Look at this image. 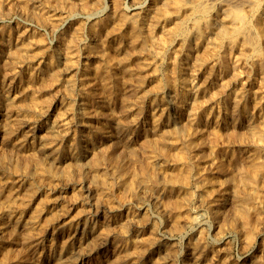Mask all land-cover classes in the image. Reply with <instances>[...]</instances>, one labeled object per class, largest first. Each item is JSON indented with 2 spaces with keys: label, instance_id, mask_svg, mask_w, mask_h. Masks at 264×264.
Instances as JSON below:
<instances>
[{
  "label": "rangeland",
  "instance_id": "rangeland-1",
  "mask_svg": "<svg viewBox=\"0 0 264 264\" xmlns=\"http://www.w3.org/2000/svg\"><path fill=\"white\" fill-rule=\"evenodd\" d=\"M14 1L15 3L13 2L12 4L13 8H19V10H23L24 13L29 15L32 14V20H25L24 17L18 14L9 13L7 5L4 2H0V10L2 14H6L0 17V42L2 41V36L15 40L19 37L21 31L25 30L33 44V55L44 54L45 58L49 61L52 72L32 76L19 69L20 78L12 81L7 76L6 58L3 57L2 50L0 49V94H2L6 86L10 87L15 95L21 97L18 102L19 105L27 104L28 100L22 97L21 94L29 93L37 100L40 106L45 107L50 105L53 108H58L62 103H66L75 109V117L71 125V136L67 139L60 138L57 142L59 146L65 149L60 157L61 164H67L72 169L78 165L76 167L82 170V179L74 171L69 179H65L59 175L54 177L46 175L39 182H28L19 179L13 167H4L0 161V198L8 194H14L16 198L15 204L10 208L0 204V264H264V190L258 191L259 207L247 213L245 217L247 220L236 217V208L233 207L234 202L232 198L224 200L218 218L213 219L211 214L204 211L205 208L201 206L200 202L205 198V193L195 178L191 166L189 167L190 154L186 151L185 143H183L184 139L181 136L177 140L187 163L184 167L185 173L182 176L181 188L168 194L160 193L158 201L153 200L150 196L147 197L143 193L144 184L147 183L145 172L148 166V160H146L148 153L144 148V138L138 133V128L141 125L138 115L140 113H147L150 103L155 99L159 100V102L163 99L162 107L166 109H173L174 103L171 99V91L168 89L157 96L150 93L154 89V83L149 79V63L159 65L160 56L162 55V53H157L150 47L151 40L158 38L157 31L154 28L156 21H148V18L145 20L144 25L138 29L139 36L135 40V45L132 46L133 37L131 35L124 36V31L129 32V30L124 23L123 16L125 11L130 15L138 17L145 15L148 11L158 12L160 5L156 4L157 0H143V4L136 8L132 6L134 0H90L94 7L93 13L89 14L79 11L75 15H72L70 10L72 6L77 7V2L66 9L59 10L56 5H52L53 7H51V4L45 3L46 0ZM16 3L19 4L16 5ZM259 16L260 18H264V8L261 9ZM78 33L83 36V40L80 42L75 40V35ZM62 44L75 45L77 50L83 49L82 51L85 52L83 57L77 61L78 69L72 74L65 72L64 64L55 54V48ZM167 44L172 53H177L178 45L176 43L168 41ZM101 52L105 54V59L97 56ZM87 63L93 64V67L85 73L86 85L91 87L92 90L85 96L81 88L73 85L72 78L79 76L84 71ZM33 65H38L37 59L33 61ZM190 66V63H185L186 68H190ZM243 67L240 69L242 73L241 79L235 77L232 69H229L225 74L221 73L219 69L215 71L208 69L205 70V76L213 77L221 74L220 76L223 75L230 80L229 97L226 101V106L230 110L244 106L250 112H253L252 103L257 102L261 106L262 114H264V84L259 85L258 82L256 84H249L248 77L251 69L248 65ZM245 68H248V71ZM257 75L259 76L256 73L252 74L254 77H258ZM56 81L61 84L60 87L62 89L53 86L48 90L47 85L53 84ZM240 82L241 84H239ZM257 86L258 88H255ZM215 87L209 88L205 95L207 99L205 97L204 99L207 103L210 101V98L218 95V90ZM135 91L139 92L138 95L145 94L146 98L134 97L133 92ZM110 97L113 98L115 115L123 121L126 132L129 134L127 140L123 139V141L119 142V149H116L115 155L118 154V156L122 157L127 153V158L123 156L122 160L125 167H128V169L126 167L127 171L129 170L130 174L134 172L132 175L135 177L134 184L141 194L130 191L127 183L122 184L120 189L116 190L113 188L103 189L95 181L92 182L94 178L93 162L100 159L98 164L101 166L97 167L99 170H103L107 166L103 153L106 150L107 144L98 132L84 134L82 124L85 117L82 114L80 105L84 109L92 111L93 125L96 126L99 124L98 116L100 113H109L111 111L110 107L105 103ZM96 99L102 102V111L98 110L95 106L94 102ZM172 113V124L173 127H176L178 117L174 110H172ZM6 122L11 126L17 127L18 135L16 138H11L7 134H0V149L2 148L0 150V157L15 154L18 155L23 163L28 165L32 164L36 158L41 161L50 160L48 153L43 148L34 145L30 138L31 120L9 114L5 106L1 105L0 123ZM144 122V126L147 128L149 123L147 118ZM201 123L203 125L206 124L204 117ZM243 131L240 125L236 126L234 136L232 137V149L236 152H240L243 149L244 142H241V137L244 135ZM197 140H201L200 136L197 137ZM18 141H21V145L18 148L19 152H16ZM72 142H74L73 146ZM85 153H88V155L86 156ZM135 158L137 159L135 160ZM127 160L130 161L128 162ZM225 165L227 166V178L229 180L236 179V182H238L236 187L237 194H252V190L249 188L250 185L241 179L242 176L238 174V171H233V167L229 163ZM117 195L118 197L129 196V208L136 214L134 225L129 223L125 218L126 210L124 208L120 209V207L118 209L116 206L118 202ZM103 200L106 203H103ZM176 206H178L177 209H175ZM255 214L256 216L254 217ZM194 220H196L195 223ZM244 221L245 223H243ZM103 225L107 227L110 235L101 241L99 233ZM219 225H223V227L220 229ZM122 226H125L127 229L125 235L120 231ZM75 227L83 229V231L75 234L72 231ZM66 246L72 248V252L67 256L62 255V251H64ZM188 250L189 252H187Z\"/></svg>",
  "mask_w": 264,
  "mask_h": 264
},
{
  "label": "bare ground",
  "instance_id": "bare-ground-1",
  "mask_svg": "<svg viewBox=\"0 0 264 264\" xmlns=\"http://www.w3.org/2000/svg\"><path fill=\"white\" fill-rule=\"evenodd\" d=\"M0 2H4L7 5V7L9 8V13L18 14L21 17H24L25 20H32V14L29 15L27 13H24L23 10H19V8H13L14 6L12 4L13 2L15 3L14 0H0ZM75 2H77L76 8L72 6ZM45 3L49 5L51 4V7H53L52 5H56L59 10L66 9L68 8V6L71 5L72 9L70 10V13L72 15H75L79 11L89 14L93 13L94 11L93 4L90 2V0H46ZM18 4L16 3V5ZM142 4L143 0H134L132 6L133 8H136L138 6H141ZM156 4L160 5V9L158 12L154 13L148 11L145 15L138 17L135 15H130L125 11L123 16L124 23L129 30V32L124 31V36L131 35L133 37L132 46L135 45V40L139 36L138 29L140 28V26L144 25L145 20L148 18V21H156L154 28L157 31L156 34L158 35V38L151 40V44H149L153 51L157 53H162V55L160 56L159 65H156L155 63H149V79L152 83H154V89L150 93L155 94L157 96L158 94L168 89L171 91L172 98H170L173 100L174 103L173 109H166L162 107L163 99L159 102V100L154 98L155 100H153L148 107V112L140 113L138 115L140 119V124L143 125H140V127L138 128V133L142 138H144V148L148 153V158H146V160H148V166L145 172L147 183L144 184L143 193L146 194L147 197L150 196L153 198V200L155 199L158 201L160 199V193L168 194L171 191H175L181 188L182 176L185 173L184 167L187 164L186 157H184V154L181 152V147L177 140L178 137L181 136V138L184 139L183 143H185L186 151L190 154L189 167L191 166L195 178L200 183L201 189L204 190L205 193V198H203V200L200 202L201 206L205 208L204 211L211 214L213 219H217L219 216L220 209H222L221 206L224 200L227 198H232L234 202L233 207L236 208V217L244 219L247 213L250 212V210H254L259 207L258 204L260 202L258 200L259 198L257 193L258 191L264 190V114H262L261 106L257 102L252 103L253 112H250L249 109L244 106L234 110H230L229 108H227L226 101L229 97L230 80L228 78H225L223 75L220 76L221 74H217L213 77H207L205 76V70L209 69L210 71H215L219 69L221 73L225 74L229 69H232L235 77L237 79H241L242 73L240 69L244 68L243 66L248 65L251 69V73L248 77L250 83H248L256 84L258 82L259 85L264 84V18H260L259 16L261 9L264 8V0H157ZM3 14L0 10V17ZM82 37L83 36L78 33L75 35V40L80 42L81 40H83ZM168 41L176 43V45H178L177 53H172L169 50V45L167 44ZM32 45V41L29 39V35L25 30H22L19 34V37L15 40L10 37L8 38L6 36H2V41L0 42V49L2 50L3 57L6 58L5 62L7 63V76L10 80L15 81L20 78L19 69L32 76L52 72V68L49 65V61L45 58L44 54H35L36 56L33 55ZM82 50H77L75 45L72 44H62L58 45L55 48V54L59 58V60L64 64V70L67 74H72L78 69L77 61L80 60L85 53ZM97 56L99 58L105 59V54L103 52L98 53ZM35 59L38 60L37 66L33 65V61ZM186 62L191 64L190 68L185 67ZM92 67V63H87V66L85 67L84 71L79 76L72 78L73 85L78 88H81L85 96H87L88 92L92 90L91 87L86 85L85 74L86 71ZM245 69H247L246 71H248V68ZM253 73L259 74V76L257 75L258 77H254L255 75L252 76ZM239 84H241V82ZM53 86L62 89L60 87L61 84L57 81L53 84L47 85V89L49 90ZM212 86H216L215 88H217L218 90V95L210 98V101L207 103L204 97L207 94L209 88H211ZM255 88H258V86ZM138 93V91L133 92V96L136 98L139 96L140 98L144 99L145 94L138 95ZM21 96L28 100L27 104L19 105L18 102L21 97L15 95L10 87L5 86L2 94H0V106H5L9 114L16 115L22 119L31 120L32 128L30 138L32 139L34 145L43 148L44 151L48 153L50 160L41 161L40 159L36 158L32 162V164L28 165L26 163H23L19 159L18 155L11 154L9 156L3 155L0 157L2 166L13 167L17 177L21 180H26L28 182H39L46 175H50L53 177L59 175L64 177L65 179H69L72 175V172L74 171L77 172V175L80 177V179H82V170L77 169L76 166L78 165H76L72 169L67 164H61L60 157L61 154L65 151V149L59 146L57 142L60 138L67 139L71 136V125L72 120L75 117V109L66 103H62L61 106L58 108H53L50 105L43 107L40 106L37 100L29 93H22ZM94 103L97 109L102 111V102L99 99H96ZM105 103L110 107L111 111L109 113L101 112L98 116L99 124L96 126L93 125L92 111L84 109V107L80 105L82 109V114L85 117V120L82 124L84 134L98 132L104 142L107 144L105 147L106 150L104 152L101 150V152L104 153L106 159L105 164L107 163V166L105 169L99 170L98 168L101 166H99L98 164L100 162V159L99 161L93 162L94 180L92 179V182L95 181V183H97L98 186L100 185V187L103 189L113 188L116 190H119L122 184L127 183V186H129L130 191L141 194L140 190H138L134 184L135 177L132 176L134 172L130 174L128 172L129 170L127 171L128 167L126 166V169L124 161L122 160V157H126L127 153L122 157L118 156V154L115 155L119 142H121V140L123 141V139L127 140V138H129V134L126 132V127L123 121L120 120L114 113L113 98H108ZM172 110H174L178 117L176 124L177 126L175 125L176 127H173L172 124ZM203 117L206 120L205 125L201 123ZM146 118L149 122L147 128L144 126V120H146ZM237 125H240L244 130V135L241 137V142H244V145L243 149L240 152H236L232 149V137L234 136L235 128ZM0 134H7V136L11 138H16L18 135V129L16 126H11L8 122L0 123ZM198 136H200L201 138L200 141L197 140ZM71 144L73 146L74 142H72ZM16 145V152H19L18 148L21 145V141H18ZM85 155L87 156L88 153H85ZM136 159L137 158H135V160ZM226 163L232 165L233 171H238V174L242 176L241 179L246 181L250 185L249 188H251L252 194L249 193V190L248 193L250 195L237 194L236 187L238 182H236V179L229 180L227 178V166L225 165ZM133 166L135 167L134 164ZM85 185L87 184L85 183ZM249 188L247 187V189ZM242 189L244 188L242 187ZM15 199L16 198L14 194H8L0 198V204L4 207L10 208L15 204ZM101 203L99 204L101 205ZM103 203L106 202L104 201ZM116 204L118 209L120 207V209L124 208V210H126L125 218L128 220L129 223H132L134 225V222L136 220V214L129 208V196H119L118 202ZM194 204L196 203L194 202ZM178 206H176L175 209H177ZM80 208L83 209V207L81 206ZM255 216L256 214L254 215V217ZM195 221L196 220H194V223ZM243 223H245V221ZM104 225L101 226V231L99 233V239L101 241L110 235L109 230ZM222 227L223 225H219L220 229ZM72 231L77 234L78 232H82L83 229L75 227ZM120 231L123 235L127 233V229L125 226H122ZM71 252L72 248L66 246L64 251H62V255L67 256ZM187 252H189V250Z\"/></svg>",
  "mask_w": 264,
  "mask_h": 264
}]
</instances>
